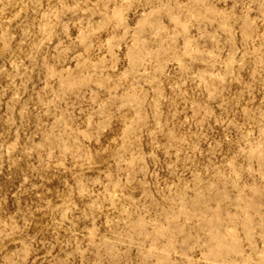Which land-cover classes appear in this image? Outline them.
Instances as JSON below:
<instances>
[{
  "label": "rangeland",
  "instance_id": "1",
  "mask_svg": "<svg viewBox=\"0 0 264 264\" xmlns=\"http://www.w3.org/2000/svg\"><path fill=\"white\" fill-rule=\"evenodd\" d=\"M0 264H264V0H0Z\"/></svg>",
  "mask_w": 264,
  "mask_h": 264
}]
</instances>
